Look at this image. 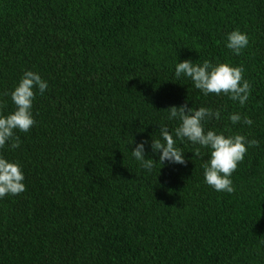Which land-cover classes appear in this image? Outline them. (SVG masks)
Wrapping results in <instances>:
<instances>
[{"label":"trees","instance_id":"obj_1","mask_svg":"<svg viewBox=\"0 0 264 264\" xmlns=\"http://www.w3.org/2000/svg\"><path fill=\"white\" fill-rule=\"evenodd\" d=\"M236 28L250 37L240 55L226 47ZM185 59L243 66L247 104L177 80ZM27 70L49 89L20 148L4 150L27 190L0 200V264H264V0H0L5 115ZM186 101L222 111L208 128L260 142L234 193L205 183L209 157L192 160L189 142L186 167L149 173L132 157L158 124L177 126L166 109ZM234 111L253 125L233 126Z\"/></svg>","mask_w":264,"mask_h":264},{"label":"clouds","instance_id":"obj_2","mask_svg":"<svg viewBox=\"0 0 264 264\" xmlns=\"http://www.w3.org/2000/svg\"><path fill=\"white\" fill-rule=\"evenodd\" d=\"M226 40V47L234 55L242 54V50L250 44L248 33L239 28L229 32ZM175 77L177 80L190 79L195 89L205 96L224 95L231 101L238 102L241 108L247 104L252 93V85L245 78L244 67L233 66L230 62H194L192 59H185L176 64ZM48 89L49 82L39 72L27 70L11 92L15 110L5 115L3 106H0V200L27 190L22 163L10 160L4 155V150L9 146L13 150L20 148L21 139L17 133H28L36 125L34 102L37 94L43 96ZM166 112L167 119L176 122L177 126L170 129L167 124H158V131L150 139L135 143L131 155L140 167L149 173L157 163L186 167L189 158L179 144L189 142L195 146L191 152L194 154L192 160L203 158L204 155L209 157L203 165L205 183L217 192L234 193L236 189L233 173L244 161L248 150L259 147L260 142L239 132L233 133L230 129L208 128L210 121L222 118L220 109L205 106L197 108L189 106L186 101L180 106H171ZM228 119L233 126L242 124L251 127L254 123L249 116L235 111L229 113ZM133 144L134 141L131 145ZM149 149L158 156V161L150 158Z\"/></svg>","mask_w":264,"mask_h":264}]
</instances>
